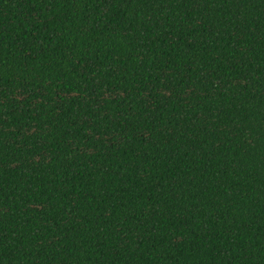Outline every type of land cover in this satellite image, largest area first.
Returning <instances> with one entry per match:
<instances>
[{
	"label": "trees",
	"instance_id": "16d2710c",
	"mask_svg": "<svg viewBox=\"0 0 264 264\" xmlns=\"http://www.w3.org/2000/svg\"><path fill=\"white\" fill-rule=\"evenodd\" d=\"M0 264H264V0H0Z\"/></svg>",
	"mask_w": 264,
	"mask_h": 264
}]
</instances>
